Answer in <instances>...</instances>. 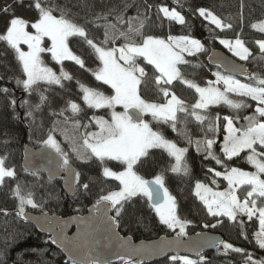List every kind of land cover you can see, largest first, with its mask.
I'll return each instance as SVG.
<instances>
[{
	"label": "snow or ice",
	"instance_id": "obj_1",
	"mask_svg": "<svg viewBox=\"0 0 264 264\" xmlns=\"http://www.w3.org/2000/svg\"><path fill=\"white\" fill-rule=\"evenodd\" d=\"M101 4L104 10L83 17L79 13H73L67 5L61 6L53 0H28L27 5L25 0H5V3L0 5V15L8 16L5 28L0 31V42L6 45L5 50L10 49L14 53V60L18 62L14 75L15 83L29 97L33 94L39 97V103L33 104L31 100H24L22 105L26 106L30 126L36 123L35 113L41 112L45 105L51 109L52 102L45 93L54 92L56 87L65 90L64 82L73 80L64 70L65 61H73L80 69L87 70L85 60L74 54L69 47L72 38L86 46V54L98 61L96 69L92 72L94 80L98 82L95 87L77 81L82 104L65 100L64 107L51 110L53 126L42 141L43 149L47 150L49 164L55 165L54 171L49 169L50 173H63L68 186L78 195L93 194L90 186L92 183L108 185L107 191L102 186L100 191L95 193L98 199L92 211L102 218L106 231L114 237L119 249L129 253L127 259L121 252L115 253L121 264H133L131 254L141 250L135 249L130 240H122L116 235L115 229L119 227L120 220L128 215V209L135 208L140 201H145L159 216L160 223L176 233L175 240L166 242L165 246H179L183 243L182 238L187 236L186 228L191 221L182 220L178 215L176 197L165 186V174L169 171L181 176L190 174L186 163L189 148L178 146L177 142L167 138L161 126L166 125L171 130L178 131V124L183 121L185 129L178 131V135L186 137L190 146L192 138L187 132V124L188 118L194 117L204 132L205 158H210L224 168L223 173L215 171L214 176H222L223 180L227 181V191H213L206 184L197 182L196 197L207 209L208 215L213 218L226 217L241 229L245 223L244 217L252 220L255 216L259 222V230L254 234L255 245L264 250V78L243 73V69H238L233 64L230 67L231 72L240 71L254 83H242L232 74L222 75L216 72V80L208 81V86L201 87L184 78L178 67L191 63L185 58V54L195 56L205 51L201 41L187 36L177 38L171 35L164 39L147 31L154 23L149 15L152 8L156 9V16L161 22L166 19L169 24L176 22L184 25L186 20L180 12L165 5L148 4L147 0H142L134 5L137 14L129 17L127 10L133 7V4L128 0L110 5L101 0ZM14 5L26 6L35 12L34 22L16 16ZM82 6L88 7L91 12V6ZM190 11H198L200 17L209 20L216 28L223 30L234 27L230 22L231 18L225 23L208 8L198 7ZM161 13L163 18L160 17ZM239 16L243 18L242 13ZM81 19L83 24L80 23ZM88 25L93 28H88ZM252 27L264 33V19L252 24ZM29 28L34 29V32L29 31ZM93 29L99 31L101 37L90 36L89 32ZM45 40L50 41V46L45 45ZM117 40L122 42L119 47L115 46ZM220 43L241 61H247L250 57L256 58L241 39H236L235 42L221 39ZM254 43L258 44L259 59L264 60V40ZM21 45H26L27 50ZM44 53H50L51 60L60 65L59 74L45 63L42 57ZM144 62L152 66L154 73H159L158 76L152 77V82L156 86L157 95L162 94L163 102H153L142 96L141 85L143 84L145 89L148 85L145 66H141ZM177 80L187 84L198 94L199 98L191 108L167 87ZM218 85H223V90ZM105 86L110 92L102 90ZM0 92L8 95L10 90L2 88ZM249 101L255 102V106ZM10 104L14 106L16 101L12 99ZM218 105H224L235 113L231 118L224 117L227 134L223 138V157L231 161L241 153H246L242 159L255 171L229 167L212 151L220 117L218 114L213 116L207 110L210 106ZM253 107L252 115L240 116L241 110ZM118 108L122 110L118 111ZM99 110H102L101 114H97ZM149 115L151 122L144 119ZM237 118L246 123L235 127L234 121ZM85 119L87 122H84ZM57 122L71 123L73 130L80 133L79 137H69L66 130L57 128ZM153 122L157 125L155 129ZM93 127L98 130H90ZM58 131L65 136L70 151H65L56 139ZM209 133L213 134V138H208ZM196 145L199 151L201 141H196ZM166 157L174 159L175 162L167 161ZM6 160L7 157H0V187L6 185V178H17L16 170L7 164ZM77 160L95 163L102 169V176L81 183V173L74 167V161ZM156 163H165L167 166L160 174L155 175L154 179H145L140 174L141 170ZM25 171H29V168L26 167ZM208 171L212 172L213 169ZM31 174L36 176L37 172L32 171ZM103 178H106V181ZM211 182L216 183L215 179ZM237 186H247L244 188L243 200L237 195ZM14 198L19 201L16 210L18 217L26 216L25 207L28 205L33 209L42 207L36 202L34 192L29 190L24 193L19 183L14 190ZM113 211L115 215L110 216L109 212ZM222 222L217 219L216 223H206L204 227L216 228L217 224ZM202 241L203 243L196 245L198 254L200 247L211 243L221 255H227L231 251L242 254L245 264H264V257L255 258L252 253L223 240L203 237ZM60 243L63 247L72 245L76 252L73 264H114L111 259L105 258L106 253H94V249L87 242L61 240ZM182 259L183 264H213L203 258L197 261ZM0 264L6 262L0 260Z\"/></svg>",
	"mask_w": 264,
	"mask_h": 264
},
{
	"label": "trees",
	"instance_id": "obj_2",
	"mask_svg": "<svg viewBox=\"0 0 264 264\" xmlns=\"http://www.w3.org/2000/svg\"><path fill=\"white\" fill-rule=\"evenodd\" d=\"M11 2V0H8ZM61 6L67 7L73 13H79L81 17L85 15L91 16L92 13L102 11L103 5L101 0H53ZM133 7L127 10L129 17L135 16V4L142 2V0H128ZM5 0H0V5H3ZM28 0H25L27 5ZM121 3V0H104V4ZM148 4H160L180 12L185 17L186 23L180 25L179 23L169 22L166 19H158L156 16V9L152 8L149 11L152 21L147 31L160 38L167 39L168 35L173 37H184L198 39L205 47V51L196 56H188L187 60L191 61L188 65H180L181 73L184 78L189 81L197 83L201 87L208 86V81H215V73L220 72L225 74L221 69L212 67L208 63L210 53L215 50H223L229 54L220 45L221 39H228L235 41L241 39L245 47L252 53L255 59L242 62L253 77L264 78V60L259 59L260 53L256 41L264 40V33L257 32L252 24L259 23L264 19V0H147ZM91 6V12L88 7ZM243 5V7H241ZM205 7L222 18L225 23L229 22V18L234 25L233 29H219L213 24L200 17L198 11L193 13L192 8ZM15 14L22 17L29 22H34L35 12L28 9L26 6L14 5ZM242 13L241 19L239 14ZM163 18V14H160ZM7 15H0V31H3L7 22ZM83 19L80 23L83 24ZM92 29V25H88ZM29 31L34 32V29L29 28ZM90 36L101 37V33L96 30L89 32ZM45 45L50 46V41L45 40ZM121 41L117 40L115 46H121ZM69 47L74 54L80 55L85 60L86 69H80L73 61L64 62V70L67 71L73 80L65 81V90L56 87L54 92H47L52 104L51 109L45 105L41 112L35 113L36 123L30 126V118L27 116L26 106H22L24 100H31L33 104L39 103V97L36 94L29 97L27 93L23 92L21 88L17 87L14 79L18 62L14 60V53L6 49V45L0 42V89L7 88L10 90L8 95L0 92V157H7L6 163L11 165L17 172L15 180L6 178V185L0 187V260L6 264H72L68 262L63 255L57 251L49 242V237L41 235L35 228L25 224L21 217L16 215V210L19 201L14 198V190L17 183L21 186L24 193L31 190L35 194V200L41 204L42 207L33 209L30 205L26 210L33 213H50L61 217H68L70 215H85L87 209L96 204L98 193L103 186L105 191L108 189L107 184L92 183V193L90 195H76L70 201H66L63 196L61 183H50L44 174H37L33 176L26 173L22 169V158L24 146L26 143L34 149L42 148V141L46 138L47 131L53 126V117L51 110H59L64 107L65 100H72L82 104L77 81L86 86L95 87L98 82L94 80L92 72L96 69L98 61L94 57L88 56L86 53L88 49L77 43L76 38H72L69 42ZM45 63L52 67L57 74H59L60 65L51 60L50 53L42 54ZM141 66H145L147 73L148 85L147 89L142 84V96L153 102H163L162 94L157 95L156 86L152 82V77L158 76L159 73H154L151 65H146V62ZM226 75V74H225ZM237 79V78H236ZM239 80V79H238ZM244 83H254L252 80H240ZM170 92H173L181 98L185 104L191 106L198 100V94L194 89H191L187 84L177 80L173 84L167 86ZM110 92L107 86L102 89ZM231 95V94H230ZM14 99L16 104L12 106L10 101ZM253 106L255 102L249 101ZM119 110V109H118ZM201 111V110H197ZM253 108L241 110L240 116L252 115ZM99 110L97 114H101ZM213 116L219 115L220 119L217 122V132L214 136L215 144L212 151L220 156L229 167H238L243 171H255V169L248 164L242 157L246 153H241L239 157H234L231 161H227L223 157L221 144L225 134L226 121L225 116L233 117L235 113L224 105L212 106L207 110ZM203 114V112L201 113ZM183 116V114H180ZM107 118V117H105ZM151 122V116L147 117ZM84 122H87L85 119ZM243 119L237 118L234 123L243 124ZM207 123V122H206ZM58 129L67 131L69 137H79L80 133L75 132L71 123L64 124L57 122ZM153 128L157 125L153 122ZM185 125L183 121L178 124V131H183ZM90 130L96 131L94 127ZM167 138L172 139L178 143V146L188 147L189 151L186 154V163L190 168L188 176H181L170 171L165 174V186L170 193L176 197L178 205V215L182 220L191 221L187 225V236L195 235L202 232H210L219 234L224 238V242L231 243L234 247H238L252 253L255 258L264 257V250H260L255 245L254 234L259 230V223L256 218L248 220L244 217L243 229L234 226V222L227 218H213L207 214L206 208L202 202L195 195V185L197 182L204 183L212 190H226L227 183L221 177H215V171L224 172L221 165H217L215 161L210 158L206 159L203 151L204 132L201 131V126L195 121L194 117L188 118L187 132L191 134L192 143L189 146L186 137L178 135V131L171 130L168 126H161ZM208 138H213V134L209 133ZM56 139L60 143L66 142L65 136L58 131ZM7 141V143H6ZM196 141H201L200 150L197 151ZM63 146V145H62ZM66 151V150H65ZM167 161L174 163V159L166 157ZM74 166L81 173L80 182H89L102 176V169L98 168L95 163H81L74 161ZM165 163L149 164L141 173L145 179H154L155 175L160 174V171L166 167ZM213 169L209 172V169ZM215 179L216 183L211 181ZM106 181V178H103ZM114 187V185H113ZM243 198V197H241ZM5 212L7 215H5ZM115 215L113 211V216ZM217 219L223 222L217 224L216 228L207 227L206 223H216ZM119 232L122 236L131 237L135 241H151L161 237L176 236V233L161 224L159 217L154 210L145 201H140L135 208L128 209V215L120 220ZM243 233V234H242ZM251 241V242H250ZM223 252V246L221 247ZM204 260L211 261L213 264H245L244 256L240 253L229 251L227 255H221L218 252L206 254L202 257ZM197 261V260H194ZM118 264H121L118 263ZM156 264H182L180 258H169L167 260L158 262Z\"/></svg>",
	"mask_w": 264,
	"mask_h": 264
},
{
	"label": "water",
	"instance_id": "obj_3",
	"mask_svg": "<svg viewBox=\"0 0 264 264\" xmlns=\"http://www.w3.org/2000/svg\"><path fill=\"white\" fill-rule=\"evenodd\" d=\"M208 63L212 67L221 69L226 75L232 74L239 80H249L247 75L243 74L250 73L247 67L241 61L233 58L223 50L212 51ZM233 64H235L238 69H243V73L240 71L231 72L230 67ZM48 161L49 157L47 155V150L43 149V147L34 149L29 146L28 143L25 144L22 158V169L25 171L26 167L29 168V171L25 172L30 174L32 171L37 172V174H44L50 183L60 182L64 199L70 201L71 198L75 197L77 194H74L68 186L63 173H50L49 169L54 171L55 165L49 164ZM94 207L95 205L89 207L85 215H70L68 217H61L50 213L38 214L27 211L25 212L26 216L21 217V219L25 224L35 228L41 235L48 236L51 245L72 264L76 252L70 244L68 247L61 246V240L87 242V244L94 249V253H106V259H111L114 264H118L120 261L115 253L117 251L121 252L125 255L126 259L128 258L129 253L119 249L118 245L115 244L114 237L106 231L102 218L92 211ZM109 215L113 216V212H109ZM93 217H95V219H93ZM85 222H87V224ZM115 233L122 240H130L135 249L141 250L139 253L131 254L133 264H156L173 257L200 260L206 254L217 252L215 246L211 245V243H207L200 247L198 254L196 245L198 243H203V237H210L212 240L224 241V238L219 234L202 232L198 233L199 235L195 234L183 237V243L179 246L175 244L165 246L166 242L174 241L176 236H164L151 241H135L131 237L122 236L119 232V227L115 229Z\"/></svg>",
	"mask_w": 264,
	"mask_h": 264
},
{
	"label": "rangeland",
	"instance_id": "obj_4",
	"mask_svg": "<svg viewBox=\"0 0 264 264\" xmlns=\"http://www.w3.org/2000/svg\"><path fill=\"white\" fill-rule=\"evenodd\" d=\"M206 20V19H205ZM208 22H210L209 20H207ZM214 25V24H213ZM215 26V25H214ZM216 27V26H215ZM257 32H259L256 28H254ZM233 42H235V41H233ZM220 43V42H219ZM220 45L222 46V48L224 49V50H226L228 53H229V55L230 56H232L233 58H235V59H237V60H239V58L238 57H235V56H233L232 55V53L231 52H229L228 51V49L227 48H225L224 47V45L223 44H221L220 43ZM21 47L24 49V50H27V46L26 45H21ZM199 53H197L196 55H198ZM195 55V56H196ZM186 57H188L187 56V54H185V58ZM190 57H192V56H190ZM239 61H241V60H239ZM241 62H244V61H241ZM222 74V73H221ZM222 75H225V74H222ZM215 78H216V76H215ZM242 83H244V82H242ZM218 87H220L221 88V90H223V85H218ZM231 95H234V94H231ZM210 107H212V106H210ZM119 109V110H118ZM117 110L118 111H121L122 109H120V108H118ZM150 116V115H149ZM147 117L148 116H145L144 117V119L146 120V121H148V119H147ZM149 122V121H148ZM246 123V121L243 123V124H245ZM243 124H239V125H237V124H235L234 123V126L235 127H240L241 125H243ZM225 129H226V125H225ZM227 133H226V130H225V134H224V136L226 135ZM63 145V146H62ZM222 145H223V142H222V144H221V147H222ZM61 146L66 150V151H70V146H69V143L66 141V142H64V143H61ZM78 164H81V163H85L84 161H82V160H77L76 161ZM226 183H227V181H226ZM247 186H237V195H238V197L239 198H241V197H243L244 198V195H245V193H244V188H246ZM213 191H227V189L226 190H213ZM198 198V197H197ZM243 198H241V200H243ZM199 199V198H198ZM199 201H200V199H199ZM201 202V201H200ZM27 207H29V205L28 206H26L25 207V212H27L28 210H26V208ZM207 210V209H206ZM155 212V211H154ZM157 215V214H156ZM158 216V215H157ZM159 217V216H158ZM226 218V217H225ZM247 218V217H246ZM253 218H256L255 216L253 217ZM252 218V219H253ZM248 219V218H247ZM259 223V222H258ZM171 230V229H170ZM172 231V230H171ZM179 231V229H177V232ZM188 259V258H187ZM189 260H192V259H189ZM180 261L182 262V264H183V259L182 258H180ZM192 261H194V260H192Z\"/></svg>",
	"mask_w": 264,
	"mask_h": 264
}]
</instances>
